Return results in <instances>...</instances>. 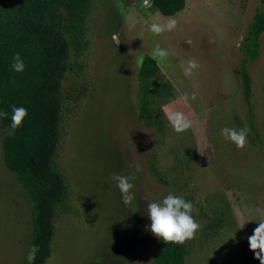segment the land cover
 Masks as SVG:
<instances>
[{
	"label": "rangeland",
	"instance_id": "obj_1",
	"mask_svg": "<svg viewBox=\"0 0 264 264\" xmlns=\"http://www.w3.org/2000/svg\"><path fill=\"white\" fill-rule=\"evenodd\" d=\"M260 6L261 0H186L173 16L177 27L157 36L149 25L168 17L152 0L51 2L70 58L54 156L66 198L55 209L45 264H154L159 238L148 230L147 203L169 193L190 196L201 225L185 242L184 264H260L248 237L264 221V33L259 58L246 65L259 138L249 127L239 75L241 45ZM157 43L170 54L155 60L156 83L170 82L175 98L155 99L145 123L139 71ZM193 58L200 67L189 77L184 66ZM166 111L184 112L192 126L175 132ZM245 125L243 149L221 135L225 126ZM11 134L0 120V264H25L34 223L30 201L3 161ZM114 174L136 176L127 206Z\"/></svg>",
	"mask_w": 264,
	"mask_h": 264
},
{
	"label": "trees",
	"instance_id": "obj_2",
	"mask_svg": "<svg viewBox=\"0 0 264 264\" xmlns=\"http://www.w3.org/2000/svg\"><path fill=\"white\" fill-rule=\"evenodd\" d=\"M53 0H0V117L12 134L3 144V161L23 188L32 208L34 229L30 248L39 246L32 264H45L51 255L54 238L55 209L66 198L63 176L57 171L54 156L58 148L62 103L60 91L68 71L69 43L59 16L51 7ZM164 17H173L186 7V0H152ZM264 33V0L257 10L248 36L241 45L244 56L239 70L247 108L249 127L259 138L252 104V77L246 66L260 56V38ZM19 53L25 70H12L13 56ZM160 67L151 56H145L139 71L140 118L147 123L150 104L164 95L174 99L170 82L156 83ZM25 107L28 115L21 127H11L12 107ZM193 200L190 196H181ZM185 243H166L159 238L154 264H184ZM25 264H29L27 261Z\"/></svg>",
	"mask_w": 264,
	"mask_h": 264
},
{
	"label": "clouds",
	"instance_id": "obj_3",
	"mask_svg": "<svg viewBox=\"0 0 264 264\" xmlns=\"http://www.w3.org/2000/svg\"><path fill=\"white\" fill-rule=\"evenodd\" d=\"M177 27V20L173 17L166 18L164 23L153 22L149 25V31L154 35H161L168 31L171 32ZM116 40V37H113ZM191 44V41H188ZM117 44L119 42L117 41ZM167 49L160 46L159 43L155 45L152 50V59L157 63L162 62L169 56ZM141 58V62H142ZM12 70L17 73H22L25 70V63L19 53H16L12 59ZM200 67L199 63L193 58L189 59L184 66V74L192 76L194 70ZM189 99L188 94L184 95V100ZM191 99H196V93L193 92ZM28 115V110L25 107H12L11 127L13 129L22 126L24 119ZM165 116L172 126L173 130L177 133H183L188 130L193 121L182 111H166ZM0 117L8 118L7 112H0ZM250 129L245 125L240 129L223 127L221 135L231 141L238 149H243L247 143V136ZM136 173L141 171L140 165H133ZM113 179L116 182V187L119 189L124 205H129L135 199V194L132 191L135 188L133 181L136 179L135 174L124 176L114 174ZM147 215L150 218L151 224L148 230L158 238L166 243L183 244L187 240L193 239L196 232L200 229L201 225L192 216L193 203L185 200L181 196L169 193L162 201H151L147 203ZM249 247L255 253V258L264 264V221L258 222V226L253 230V234L248 237ZM39 252L38 245H32L30 248L27 260L29 264L36 259Z\"/></svg>",
	"mask_w": 264,
	"mask_h": 264
}]
</instances>
